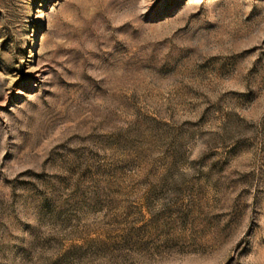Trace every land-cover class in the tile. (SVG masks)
Listing matches in <instances>:
<instances>
[{
	"label": "rangeland",
	"instance_id": "1",
	"mask_svg": "<svg viewBox=\"0 0 264 264\" xmlns=\"http://www.w3.org/2000/svg\"><path fill=\"white\" fill-rule=\"evenodd\" d=\"M0 264H264V0H0Z\"/></svg>",
	"mask_w": 264,
	"mask_h": 264
}]
</instances>
